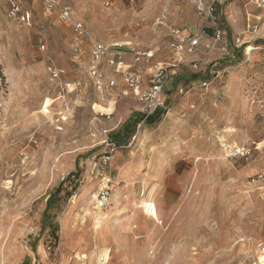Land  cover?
Wrapping results in <instances>:
<instances>
[{
    "label": "rangeland",
    "instance_id": "rangeland-1",
    "mask_svg": "<svg viewBox=\"0 0 264 264\" xmlns=\"http://www.w3.org/2000/svg\"><path fill=\"white\" fill-rule=\"evenodd\" d=\"M63 4L111 49L152 51L151 65L140 68L169 67L163 114L132 133L124 124L130 116L137 124L144 107L133 97L115 108L101 101L87 76L88 40L58 12L48 17L41 0H26L29 27L10 21L0 4L7 92L0 264H264V8L249 0L215 2L220 17L243 21L242 32L225 34L213 53L202 46L186 54L171 47V31L197 34L203 27L191 0ZM48 66L65 71V98H58ZM128 133L114 147L111 139ZM242 146L249 155L233 156ZM108 182L111 197L102 207L98 197ZM58 187L66 199L44 221ZM95 216L106 221L99 230Z\"/></svg>",
    "mask_w": 264,
    "mask_h": 264
},
{
    "label": "built area",
    "instance_id": "built-area-1",
    "mask_svg": "<svg viewBox=\"0 0 264 264\" xmlns=\"http://www.w3.org/2000/svg\"><path fill=\"white\" fill-rule=\"evenodd\" d=\"M64 0H41L42 5L48 17L53 16L58 12V19L62 23L73 29L79 39L88 40L90 46L89 64L87 67L88 79L101 95V101L109 107L115 108L120 98L133 97L139 101L143 107L142 121L138 128L147 123L157 110L164 107V90L170 83L172 74L169 67L158 66L151 74L149 85L146 87V81L138 66L141 63L150 64L154 59V53L149 52H128L120 48L111 49L101 41L96 40L82 21L75 18L73 11L63 4ZM196 6L199 15L203 19V27L197 34L185 33L181 30H172L171 35L174 38L171 47L178 52L186 54H194L200 47H205L210 54L220 48L221 42L225 36L224 32L219 28V17L215 11L214 3L218 0H191ZM256 8H264V0H249ZM0 4L5 7L6 17L19 25L31 26V15L26 11V0H0ZM109 5V3H107ZM211 25L212 37L209 42L203 43L206 34L207 24ZM250 28V27H249ZM238 46H243L244 42L237 40ZM237 47V45H235ZM42 50H45V45H41ZM222 51H227V47L221 48ZM78 49L76 48V52ZM130 57L131 62L126 58ZM193 67L198 69V64L194 61ZM48 74L50 81L57 83L58 98H65L69 92V87L63 81L65 71L55 66H48ZM214 78L217 79L220 73L215 71ZM207 81L202 82L201 87H207ZM72 86V85H71ZM74 90L81 86V82L73 84ZM183 93V89H179ZM6 86L4 75L0 70V130L4 125V110L6 99ZM110 116V114H107ZM117 148H112L116 151ZM249 155L246 147H237L233 156L245 157ZM104 164L111 161L110 156L104 157ZM110 182V181H109ZM108 185L100 191L99 199L100 206L108 205L110 199V187Z\"/></svg>",
    "mask_w": 264,
    "mask_h": 264
},
{
    "label": "crops",
    "instance_id": "crops-1",
    "mask_svg": "<svg viewBox=\"0 0 264 264\" xmlns=\"http://www.w3.org/2000/svg\"><path fill=\"white\" fill-rule=\"evenodd\" d=\"M223 1H225V0H218L217 2L221 4V2H223ZM233 5L234 4L232 3L229 7H232ZM217 8H218V6H216V13H217V15L219 17V28L221 26V29L224 32V34H228V36L230 37V36H234V35H236L238 33H241L242 30H243V27H244L243 21L241 23H235L234 24V21L232 22L231 19H230V17H227V14L226 13H225V16L223 18L220 17ZM206 27H208V28L206 29V34L204 36L203 43L209 42L210 39H211V37H212V33H213L212 32V29H211V25L209 23L206 25ZM189 31L192 32L193 31V28L186 29L184 32L186 33V32H189ZM169 54L170 53H168V55ZM159 58H160V55L158 56L157 60ZM126 60L128 62H131V58L130 57L126 58ZM157 60H156L155 63H157ZM168 60H169V58H168ZM158 62L160 63L159 65H161L162 62H160V61H158ZM147 65H151V63L150 64H147ZM156 65L157 64H155V67L153 66V68H157L158 66H156ZM137 68H138L139 72L142 73L144 79L146 78V80H147L148 77L151 78V74H152V71H153V70H151L152 67H151V69H150V67L149 68H140L139 66ZM148 85H149L148 82H146L145 86L147 87ZM110 116H111V113H110ZM129 118H131V116Z\"/></svg>",
    "mask_w": 264,
    "mask_h": 264
},
{
    "label": "trees",
    "instance_id": "trees-1",
    "mask_svg": "<svg viewBox=\"0 0 264 264\" xmlns=\"http://www.w3.org/2000/svg\"><path fill=\"white\" fill-rule=\"evenodd\" d=\"M163 114V112H161V109L157 110L156 113L150 117L147 121V123H153L156 120H158L160 118V116ZM137 116H140L139 114ZM142 121V116L140 121L136 124V122H134L133 117H131L130 119H128V121L124 124V127L130 126L132 129V133L135 132L136 129V125L138 126L140 124V122ZM129 133L127 135L124 136V138H119L118 136H114L111 139V142L114 144V147H120V143H123L126 141V138L128 137ZM70 178V177H69ZM62 185V184H61ZM66 197H61V187H58L55 192L53 194L50 195L49 199L47 200L46 203V209L44 211V221L46 219H48V214L50 211H56L59 210L61 207V204L65 201ZM57 227H55L56 229ZM44 231V227L42 229V232ZM54 232H56L54 230Z\"/></svg>",
    "mask_w": 264,
    "mask_h": 264
},
{
    "label": "bare ground",
    "instance_id": "bare-ground-1",
    "mask_svg": "<svg viewBox=\"0 0 264 264\" xmlns=\"http://www.w3.org/2000/svg\"><path fill=\"white\" fill-rule=\"evenodd\" d=\"M249 53H250V51H249ZM228 148H231V147H228ZM10 183H11L10 181L7 182V184H10ZM90 187H91V186H86L85 189L89 190ZM91 198H92V199L96 198V194H93V196H92ZM71 203H73V200L71 201ZM128 211H129V210H128ZM142 211H144V210H142ZM140 219H141V215H140V217L137 216V218H135V220H137L138 222L140 221ZM94 222H95V230H99V229L103 226V224H104L106 221H105L104 218H101V217L95 216V217H94ZM105 256H106V258H107L108 260L111 259V257H110V252H109L108 250L105 251Z\"/></svg>",
    "mask_w": 264,
    "mask_h": 264
}]
</instances>
